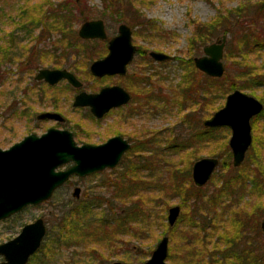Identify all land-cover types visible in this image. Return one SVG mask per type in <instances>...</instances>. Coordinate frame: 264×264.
Here are the masks:
<instances>
[{
  "label": "rangeland",
  "instance_id": "374dc122",
  "mask_svg": "<svg viewBox=\"0 0 264 264\" xmlns=\"http://www.w3.org/2000/svg\"><path fill=\"white\" fill-rule=\"evenodd\" d=\"M61 1L66 2L71 8L73 7L74 16H76V18L79 16H88L89 20L102 18L106 26L108 37L116 34L119 23L124 22L128 25H131L129 24L131 22L130 20L134 14L136 15L137 10L141 12V17L144 19L153 20L156 22L158 26V31H156L160 33V37L155 38L156 40L154 41L160 43L158 46L159 51L173 56V58L167 64L161 65L157 64L156 62L153 63V66H155L154 69L158 68V73L160 72V79L163 81L165 87L169 86L170 80H175L178 77L180 72V69H178L176 66L178 61L180 59L184 61L188 58L187 52L189 53L190 48L188 38L192 36L193 23H206L212 20V18L218 14L219 7L222 5L223 7L230 8L235 7L240 2V0H152L147 4L146 1H144L143 4L139 1L133 0L131 4L126 5H131V8L129 9L130 11L127 12L128 10L125 4L128 3L129 0H109L110 3H113L119 8L123 7L124 11L127 12L122 17V20H120L117 15L110 17L112 12L107 11V8L105 7V0H50L53 5ZM73 1L77 2L75 6L73 5ZM117 1L118 3H116ZM243 1L246 3L248 0ZM37 2L38 0H29L30 5ZM77 21L80 22L78 24L75 23L73 26L76 34L80 24L84 22L80 19ZM8 31H10V26L8 23H5L2 20L0 15L1 47L4 45L3 38L7 37ZM136 34L132 36V41L135 45L139 43L140 46L146 47L147 50H152L154 47H156V45H150V43L147 45L146 43L149 42V40H145L146 38H143V33H140V31H137ZM145 34L147 35V33ZM221 35L226 36L222 58L223 64L227 62L228 64H233V58L231 60H226L224 57L227 50H233L235 48V43L233 42L231 33L223 34L220 32L212 38L211 42L221 37ZM18 36L20 37L21 34H18ZM79 39L83 40L81 38ZM25 43H28V47L23 57L28 55L35 60V63L40 62L41 66L39 68H52L49 64L51 62L52 56L50 54H46L45 57H42L40 53L43 51H50L51 48H62L64 50V61L66 62L64 68L70 70L69 67L73 68L74 64L75 67H77V72L74 73L82 82V85L79 88H73L67 83L66 80H63L58 83V87L53 89L47 88L42 84L43 81H36L33 79V76H31V79L27 78V75L24 73L26 69L24 66L17 68V64L22 62L19 61L22 58L19 60L13 59L14 61L8 63L3 62L0 64V75L5 80V84H0V148H8L13 143L21 140L29 133L40 135L49 127L74 130L75 138L80 144H99L104 142L107 138L115 134L121 135V133L125 138L131 137L132 143H134L136 140L141 139V134L145 133L148 129L164 131V129L171 127L172 129L174 128L172 135L180 136L176 141L184 137L185 132L184 130H181L183 125L179 124L183 110H180L181 113H179L177 116L175 112L176 108H174L172 104H170L172 106L171 112H163L157 109V112L155 113L150 112L143 117H134L132 114L127 115V107H121L119 109L117 108L111 110L100 119H97L91 115L86 107H74L72 105L73 97L78 91L84 90L86 92H97L102 86L112 85L119 82L123 83L122 81L124 80L118 76H112L109 77V79H99L92 76L89 73L88 66L90 62L94 60V58L90 59L89 61L87 60V53L89 52L90 46L85 47V50H82L84 51V56L82 52L81 56L79 57V55L75 54L73 48V45L78 42L75 41L74 37L71 36V34L67 31L63 34L60 33V35H57L56 32H53L48 37L46 35L44 41L40 39L35 42L34 39H24L23 44ZM89 44L93 45L92 43ZM202 47L201 50L195 54V56L203 54ZM15 50L16 48H14V52ZM94 50L102 52L103 47L101 45H95ZM174 57L178 60H174ZM41 60L44 62L42 63ZM249 60L256 61L258 63L260 59L257 58L256 55H249ZM142 61L143 60H141L140 57L135 55L132 65L128 67V72L131 73L134 71V68L138 70L139 63ZM31 68L32 70L34 69L33 66ZM37 70L38 69L34 70L33 73L35 74ZM161 75L163 78H161ZM16 78L20 79L21 82L17 83V85L14 84L17 86L14 87L12 82ZM105 82L107 84H105ZM28 84L33 85L34 90L39 93V96L33 93L30 98L27 97L28 95L24 93V87ZM164 90H167V88ZM42 91L43 94L46 93V99H50L49 97H52L55 102H60L61 107L58 109V113L64 117L62 123L51 120L40 121L35 118L37 113L50 110L48 105L41 106L43 103ZM243 92L249 94V91L247 90H243ZM261 92L262 89H256V94H260ZM228 93H226L223 98L219 99L218 102L215 100V103L213 104L215 106H223ZM28 94H30V92ZM253 96L259 99L256 95ZM25 112H28V114ZM260 113L252 117L250 122L255 117H258L256 120V132L257 134H260L259 136L263 137L262 140L264 141V115H261ZM218 128H222L220 131H215V134L218 135L219 138L207 147H203L198 152L199 155L197 159L202 157H213L209 154V151H220L222 141H225L228 145V140L230 137L229 128L225 126ZM138 131L139 134L137 133ZM223 134H225V137L221 138ZM263 143L262 145L264 146ZM248 150L245 154L244 160L247 157ZM128 151L123 154L119 163L114 168L105 169L101 172H97L82 178L73 176L71 177L68 184L55 191L53 196L48 201L36 206L28 207L13 217L1 220L0 243L14 237L23 224L27 222L29 223L36 217H42L46 224V232L42 240L43 248L40 250V252H38V254H36V252V255L34 257L32 256L27 264H39L40 261L43 262V254H46V256L50 257L54 251V248H56L58 245L59 238L62 240H69V242L66 243L67 245L61 244L63 246L62 251H59L57 254L58 261L60 262H57L58 264H64L65 262L67 264H112L114 261H120L122 264H142L147 258H149L152 250L155 248L156 243L164 235H167L169 238L168 254L166 257L167 264H201L202 262L198 261V257H203L202 255L198 254L199 239L201 236L199 231H197V228L194 226H188L189 223L186 219V211H184V218L177 222L174 229L173 227L175 224L173 226L168 225L167 208L176 204L180 205V198L173 192L170 194H163L159 192L160 188L158 182L155 183V181H153L155 186L153 185V188H151V190L146 193L148 198L154 199L153 201H147V203L151 201L147 205L150 207L151 211V216L149 218L150 222L148 225L139 224L134 226V228L137 230H139V227H142L138 231L139 233L137 232L138 234L134 236L130 234H122L123 232H121L118 227H116V229L109 225L100 224L103 213H107L106 216H108V214L120 215L121 209L124 211V208L121 206L129 207V201H126L125 203L120 201L116 194L112 192L114 191L113 188H107L106 185L104 187L102 183L103 181H106L107 178L116 176V172L118 173V171L114 169L123 171L124 168L120 164L122 158L126 156L124 160L125 165L130 158L132 159V154H127ZM175 153L176 152L174 149L165 150L162 153V157L173 162H178L181 160L184 154L176 156ZM260 153L262 154V157L260 156V158H262L261 162L264 169V148L262 149V152L260 151ZM230 163L232 169H222L219 168V160V164L212 174L213 176L215 175V177L213 178L211 176L212 178H210L205 184L204 188H206L207 191L210 192L212 189H215V187L221 185L223 180H228L231 176L238 174L235 169L239 168L242 163L239 166L234 167L232 165V155L230 158ZM97 185L100 187H96V189L98 192H101L103 199H108L111 203L116 204V208L113 210V212L105 203L98 207H94L89 204L87 205L89 202L87 190H89L90 187L94 188L93 186ZM247 185V189L249 188L250 190V183H247ZM76 187H79L81 191L80 196L77 198L72 195L73 190ZM233 187L236 188L234 185ZM257 187L258 188L251 190V196L247 193L242 198V200H240V203L244 206V208H246V211H248V208H251L252 204L264 202V192L261 188H259L260 186ZM227 192H231L234 197H236L238 194L233 188H230ZM89 194L90 193H88V195ZM235 199L234 206L236 207L237 203V205H239V200H237V198ZM164 206H167L165 210ZM104 208L106 213L103 212ZM181 212L182 209L180 214ZM252 216H248V218L259 219V215ZM261 218V220H264V217ZM166 224L172 228L171 231L167 229ZM224 227L231 229V226L228 224L224 225ZM216 239V235L211 236L206 241V245L208 247L212 246L213 241L215 242ZM237 240L238 241H236L230 248L227 249H223L225 247L220 242V251L218 254L220 262L214 261L212 264H232V260H234L232 256L233 251L242 252L245 251V249L249 251V257H253L254 255L257 256L258 262L255 264H262L264 261V231L262 229L260 232H255L246 227L239 235ZM71 242L76 244L78 247L74 248ZM2 260L3 258L0 255V262ZM97 260H99V263ZM247 261L248 258L244 259L243 264H250V261H248V263Z\"/></svg>",
  "mask_w": 264,
  "mask_h": 264
},
{
  "label": "trees",
  "instance_id": "16d2710c",
  "mask_svg": "<svg viewBox=\"0 0 264 264\" xmlns=\"http://www.w3.org/2000/svg\"><path fill=\"white\" fill-rule=\"evenodd\" d=\"M136 1L144 4L145 0ZM105 2L107 11L112 12L110 17L117 15L122 20L124 14L129 12L131 8V5H126L131 4L133 0H129L125 4L127 12L124 11L123 7L119 8L110 3L109 0H105ZM244 2L240 0L235 7L230 8L222 5L219 7L218 14L212 20L206 23H193L192 36L188 38L190 46L189 53L187 52L188 58L184 61L181 59L178 61L176 66L180 69V72L175 80H170L168 87H165L160 79V72L156 74L144 70L139 74L136 72L129 74V80L125 87L131 94L132 109L129 110L131 111L130 114L135 117L136 112L140 113L137 109L138 105L144 110L143 116L153 110L154 112L152 113H155L157 109L163 112H171L173 106L176 108L177 116L181 113L180 110H183L179 124L183 125L181 130H184L185 135L182 139L176 141L180 136L172 135L174 128L172 129L171 127L164 129L166 132L147 128L148 130L141 135V139L136 140L134 143H132L131 137H128L131 146L127 154H132V159L130 158L125 165L126 156L123 157L120 163L124 168L123 171L114 169L118 171L116 176L107 178L106 181L102 182L104 187L106 185L107 188H113L114 191L112 192L116 194L120 201L124 203L129 201V207L121 206L124 211L121 209L120 215L108 214V216H106L107 213L104 208L103 212L106 214L103 213L100 224L109 225L112 228L118 227L123 232L122 234H130L132 236L138 234V231L142 228L139 227V230H137L134 226L139 224L148 225L150 222L151 211L147 205L154 199L148 198L146 193L153 188V181L155 183L158 182L159 192L163 194L173 192L178 195L182 212L173 229L176 227L177 222L184 218V211H186L188 226L196 227L201 235L198 250V254L203 256L198 257V261L202 262L201 264H212L214 261L220 262L218 257L220 242L225 247L223 249H227L238 241L239 235L246 227L255 232H260L261 217H264V202L252 204L251 208L247 209L248 211L240 203V200L247 193L251 196V190L258 188L257 186H260L259 188L264 192V169L261 162L262 158H260V156L262 157L260 151L262 152L264 148L262 145L264 141L262 140L263 137L256 132V120L258 117L251 121L252 143L246 159L239 168L235 169L238 174L231 176L228 180H223L221 185L210 192L204 188L205 185L202 187L195 186L190 175L191 165L198 158V152L203 147H207L217 140L219 137L215 134V131L222 130V128H206L202 125V121L205 118L220 108V106L213 104L215 100L218 102L226 93L239 89L241 91L247 90L249 94L256 95L264 104V0H248L246 3ZM73 3L74 6L77 4L76 1H73ZM137 11L129 23L134 29V34L140 31V33H143V38L145 37V40H149L148 43L156 45L159 50L158 46L160 43L154 41L156 40L155 38L160 37V33L157 32L158 26L156 22L144 19L139 14V10ZM0 13L2 20L10 26L7 37L3 38L4 45L3 47L0 46V64L22 58L19 60L22 62L17 64V68L24 66L26 68L24 73L27 78L31 79L34 70L38 69L41 64L40 62L35 63V60L28 55L23 57L28 47V43L23 44L24 39H34L35 42L40 39L44 41L46 35L48 37L53 32L60 35V33L63 34L67 31L78 42L73 45V48L75 54L79 55V57L82 52L84 56V51L82 50H85V47L88 46H90L87 53L88 61L92 58L102 57L106 53L105 41L79 39L73 26L75 23L78 24L80 22L77 20L86 21L89 18L88 16L76 18L73 7L71 8L64 1L53 5L50 0H38L37 3L30 5L29 0H0ZM220 32L223 34L231 33L235 48L227 50L224 55L226 60L233 58V64L225 63L223 75L215 78L199 71L194 66L193 57L201 50L202 46L211 42L212 38ZM18 34H21V39ZM95 45H101L103 51H95ZM14 48H16L15 52ZM46 54L52 56L49 63L51 67L64 68L66 62L64 61V50L62 48H51L50 51L40 53L42 57H45ZM249 55H256L260 59L259 62L249 60ZM174 60L178 59L174 57ZM41 61L42 63L44 62L43 60ZM169 62L164 61L160 62V64L164 65ZM69 68L73 72H77V67L74 64L73 68ZM0 78V84H5V80L1 75ZM161 78H163L162 75ZM20 82V79L16 78L12 83L17 85ZM15 85L14 87H17ZM166 88L167 90H164ZM256 89H262V92L256 94ZM29 92L30 94H28ZM24 93L30 98L36 92L33 85L28 84L24 87ZM25 113L28 114V112ZM260 114L264 115V109ZM224 137L225 134L221 136V138ZM221 144L220 151H209V154L220 160L219 168L232 169L230 148L225 141H222ZM170 149L175 150L176 156L182 154L184 156L178 162L163 158V151ZM212 177L214 178L215 175H212ZM247 183H250V190L249 188L247 189ZM96 187L100 186L90 187V191L87 190V196H89L87 205L98 207L105 203L113 212L116 204L111 203L108 199H103V195L97 191ZM230 188L237 191L236 197L231 192H227ZM88 193L90 194L88 195ZM153 197L156 198L155 196ZM235 198L239 200V205L237 203L236 207L234 206ZM148 200L151 201L147 203ZM167 206H164V210ZM247 215H259V219H249ZM227 224L231 226V229L224 227ZM166 227L168 230H172L167 224ZM213 235H216L217 239L215 242L213 241L212 246L208 247L206 241ZM68 242L69 240L59 238L58 245L49 257V259L52 258L48 261H55L58 252L62 251L63 246L61 244L64 245ZM71 244L74 248L78 247L73 242ZM232 256L234 259L232 264H243V260L246 258H248L250 264L258 262L257 256L249 257V251L246 249L242 252L233 251ZM97 262L99 263V260ZM262 264H264V261Z\"/></svg>",
  "mask_w": 264,
  "mask_h": 264
},
{
  "label": "water",
  "instance_id": "95a60500",
  "mask_svg": "<svg viewBox=\"0 0 264 264\" xmlns=\"http://www.w3.org/2000/svg\"><path fill=\"white\" fill-rule=\"evenodd\" d=\"M81 39H107L102 19L82 22L77 30ZM226 36L221 35L214 42L202 48V55L193 57L194 66L210 77L219 78L225 67L222 61ZM136 47L131 42V29L121 23L117 34L107 40V53L89 65L95 77L104 75H123L126 65L132 60ZM159 61L171 58L163 52H150ZM35 79L55 84L65 79L73 87L79 88L82 82L65 68H41ZM128 92L119 85L101 87L97 92L79 91L73 99L74 107H89L91 114L102 118L110 109L129 101ZM264 108L255 96L239 89L226 95L223 106L202 121L206 128L228 127L230 137L228 146L232 155V165L239 166L252 142L251 118ZM38 119L62 121L59 113L42 112ZM130 143L121 135H114L105 142L92 145H77L69 130L49 127L43 134L34 133L24 136L6 149L0 148V220L21 211L29 205H39L49 200L54 191L71 176L85 177L105 169L114 168ZM64 169L60 166L68 164ZM219 164L216 157H202L191 166V180L197 187L204 186ZM80 188L76 187L72 195L79 197ZM178 204L167 208V223L173 226L180 215ZM264 231V220L260 223ZM46 229L41 217L24 224L13 238L0 243L1 264H25L28 258L39 248ZM167 235L156 243L149 258L142 264H167ZM112 264H121L114 261Z\"/></svg>",
  "mask_w": 264,
  "mask_h": 264
},
{
  "label": "flooded vegetation",
  "instance_id": "af4514ba",
  "mask_svg": "<svg viewBox=\"0 0 264 264\" xmlns=\"http://www.w3.org/2000/svg\"><path fill=\"white\" fill-rule=\"evenodd\" d=\"M146 1V4L147 3H149V2H151L152 0H145ZM138 12V11H137ZM140 14H141V12H139ZM142 15V14H141ZM96 19H102V18H96ZM89 20V19H88ZM103 20V19H102ZM103 22H104V20H103ZM121 23H124V22H121ZM121 23H119V24H121ZM118 24V25H119ZM125 24H127V23H125ZM128 25V24H127ZM129 27H130V29H131V42H132V44L136 47V50H135V52H134V54H133V58H132V60L126 65V72H125V74H123V75H118V74H115V75H104L103 77H95V78H99V79H109V77H112V76H118L119 78H121V79H123L124 81H122L123 83H115V84H112V85H119V86H121V87H123L127 92H128V94H129V96H130V98H129V101L126 103V104H124V105H121V106H119V107H116V108H112V109H110L108 112H110L111 110H113V109H119V108H124V107H127L128 108V110H127V115H129L130 113H131V111H129L130 109H132V107H131V101H130V99H131V94H130V92H129V90L125 87V85H126V83H127V81L129 80V74H131V73H133V72H136V73H140V72H142V71H151L152 73H156V74H158V68L157 69H154V67L155 66H153V63L154 62H156L157 64H160V62H164V61H159V60H156V59H154L151 55H150V52H152V51H154V52H162V51H159L158 50V48H157V46L156 47H154V49H152V50H147V48L146 47H143V46H140L139 45V43L137 44V45H135L134 43H133V41H132V36H134V29L132 28V26L131 25H128ZM104 27H105V31H106V26H105V23H104ZM106 34H107V31H106ZM116 34H117V32H116ZM115 34V35H116ZM77 36H78V34H77ZM114 36V35H113ZM112 37V36H111ZM110 37H108L107 36V39H103V41H105L106 43V53H107V40L109 39ZM83 40H94V39H83ZM99 40H102V39H99ZM147 45H149V43L147 42L146 43ZM150 45H154V44H150ZM105 53V54H106ZM164 53V52H163ZM104 54V55H105ZM165 54H167V53H165ZM103 55V56H104ZM135 55H137L138 57H140L141 58V60H143L141 63H139V69L138 70H136L135 68H134V71H132L131 73L130 72H128V67L130 66V65H132V62H133V60H134V58H135ZM169 55V54H168ZM102 56V57H103ZM171 56V55H170ZM99 58H101V57H99ZM173 58V56H171V58L170 59H168V60H165V61H170L171 59ZM96 59H98V58H96ZM96 59H94V60H96ZM94 60H92L91 62H93ZM91 62H90V64H91ZM89 64V65H90ZM43 68H48V67H43ZM52 68H54V67H52ZM56 68V67H55ZM39 69H41V68H38V70ZM38 70H37V72H38ZM68 70V69H67ZM88 70H89V66H88ZM70 71V70H69ZM37 72L33 75V79L34 80H36V81H39V80H37V79H35V75L37 74ZM72 72V71H71ZM74 75H75V73L74 72H72ZM89 73L91 74V72H90V70H89ZM147 74H149L148 72H147ZM92 75V74H91ZM76 76V75H75ZM93 76V75H92ZM77 77V76H76ZM63 80H65V79H61V80H59L57 83H55V84H53V85H51V84H48L47 82H45V81H43V80H41V81H43L42 82V84L45 86V87H47V88H56V87H58L59 86V82L60 81H63ZM68 83V82H67ZM33 84V83H32ZM37 84L39 85V83L37 82ZM69 85H71L70 83H68ZM105 84H107L106 82H105ZM112 85H105V86H112ZM72 86V85H71ZM105 86H102V87H105ZM73 87V86H72ZM73 88H76V87H73ZM35 92L37 93H35V95H38L39 96V93L35 90ZM79 92V91H78ZM77 92V93H78ZM76 93V94H77ZM75 94V95H76ZM74 95V96H75ZM46 93L45 94H43V91H42V101H43V103L41 104V106H45V105H48V107L50 108V110H46V111H43V112H54V113H58V109H60V102H55L54 101V99L52 98V97H49L50 99H46ZM37 97V96H36ZM73 99H74V97H73ZM131 107V108H130ZM88 110H89V112H90V109H89V107H86ZM137 109H138V111L140 112V113H138V112H136L135 113V117H142L143 116V112H144V110H143V108L141 107V106H137ZM107 112V113H108ZM152 112H154V110L152 111ZM40 113H42V112H39V113H37L36 115H35V118L37 119V120H40V121H44V120H51V119H38L37 118V116L40 114ZM91 113V112H90ZM107 113H105V114H107ZM60 114V113H59ZM104 114V115H105ZM61 115V114H60ZM92 115V114H91ZM104 115H103V117H104ZM62 116V115H61ZM63 117V116H62ZM96 118V117H95ZM98 119V118H97ZM100 119V118H99ZM63 120H64V117H63ZM63 120L62 121H56V120H51V121H55V122H58V123H62L63 122ZM54 128H58V127H54ZM48 129V128H47ZM46 129V130H47ZM58 129H64V130H69L71 133H72V135H73V138H74V141H75V143L77 144V145H81L80 143H78L77 142V139L75 138V133H74V130H72V129H67V128H58ZM44 132H42L41 134H43ZM138 134H139V131L137 132ZM29 134H31V133H29ZM35 134V133H34ZM40 134V135H41ZM28 135V134H27ZM115 135H119V134H115ZM142 135V134H141ZM26 136V135H25ZM114 136V135H113ZM122 137H123V135H121ZM112 137V136H111ZM110 138V137H109ZM123 138H125V137H123ZM108 139V138H107ZM106 139V140H107ZM129 143H130V146H131V142L128 140V138H125ZM105 140V141H106ZM104 141V142H105ZM101 143H103V142H101ZM82 144H89V143H82ZM100 144V143H99ZM92 145H96V144H92ZM69 166V164H65L64 166H62L61 167V169H63V168H66V167H68ZM103 171V170H102ZM101 172V171H100ZM74 176V175H73ZM73 176H71V177H73ZM71 177L68 179V180H66L60 187H63V186H65L66 184H68V182L70 181V179H71ZM80 178V177H79ZM82 178V177H81ZM59 187V188H60ZM94 187V186H93ZM59 188H57L55 191H57ZM54 191V192H55ZM80 193H81V191H80ZM80 193H79V196H80ZM54 194V193H53ZM53 196V195H52ZM46 202V201H45ZM44 203V202H43ZM32 206H36V205H29V206H27V207H25V208H23L21 211H23V210H25L26 208H28V207H32ZM21 211H19V212H17V213H15V214H13V215H11L10 217H13L14 215H16V214H18V213H20ZM10 217H8V218H10ZM8 218H6V219H8ZM37 218H39V217H36L35 219H37ZM42 218V217H41ZM34 219V220H35ZM43 219V218H42ZM3 220H5V219H3ZM34 220H32V221H34ZM1 221V220H0ZM43 221H44V219H43ZM31 222V221H30ZM28 223V222H27ZM26 224V223H25ZM44 224H45V221H44ZM24 225V224H23ZM22 225V226H23ZM21 226V227H22ZM45 229H46V224H45ZM20 230H21V228H20ZM20 230L18 231V233L20 232ZM17 233V234H18ZM16 234V235H17ZM15 235V236H16ZM14 236V237H15ZM13 238V237H12ZM41 246H42V241H41V244H40V246H39V248L37 249V251L36 252H38L39 250H41ZM35 252V253H36ZM35 253L34 254H32L29 258H28V260H27V262L25 263V264H27L28 263V261H29V259L30 258H32V256L34 257L35 256ZM63 255V254H62ZM43 263L42 262H39V264H48V263H50V264H58V263H60L59 261H58V258L55 260V261H51V262H49L48 260H50L49 259V257L48 256H46V255H44L43 254ZM45 257V258H44ZM48 258V259H47ZM3 261V260H2ZM1 261V262H2ZM1 262H0V264H1ZM58 262V263H57ZM63 263V262H62ZM64 264H67L66 262L64 263ZM122 264V263H121Z\"/></svg>",
  "mask_w": 264,
  "mask_h": 264
}]
</instances>
